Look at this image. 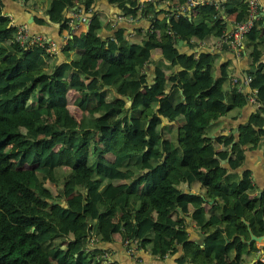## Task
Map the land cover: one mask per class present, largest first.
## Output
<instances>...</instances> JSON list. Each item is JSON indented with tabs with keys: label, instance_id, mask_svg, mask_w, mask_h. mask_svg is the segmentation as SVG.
<instances>
[{
	"label": "trees",
	"instance_id": "16d2710c",
	"mask_svg": "<svg viewBox=\"0 0 264 264\" xmlns=\"http://www.w3.org/2000/svg\"><path fill=\"white\" fill-rule=\"evenodd\" d=\"M102 1L141 12L148 25L131 22L133 35L109 41L106 14L97 11L85 31L70 32L61 51L72 56L62 60L19 45L0 0V264H102L99 243L116 236L158 257L181 244L179 262L248 264L259 250L246 241L249 229L264 233V189L242 168L244 151L264 140V13L244 38L261 103L225 134L222 114L236 118L248 93L224 89L225 76L202 88L214 53L192 52L178 69L160 60L150 83L143 75L147 54L170 33L190 45L192 36L219 37L223 15L194 6L188 26L174 7L160 8L166 0L141 9L139 0H31L48 16L33 20L62 29L66 11ZM221 4L226 15L247 17V0ZM69 90L78 93L79 114L68 106ZM187 214L198 242L188 238Z\"/></svg>",
	"mask_w": 264,
	"mask_h": 264
},
{
	"label": "crops",
	"instance_id": "0c3cea01",
	"mask_svg": "<svg viewBox=\"0 0 264 264\" xmlns=\"http://www.w3.org/2000/svg\"><path fill=\"white\" fill-rule=\"evenodd\" d=\"M1 2L4 12H10L16 22L27 21V18L31 14L48 19V16L44 15V12L41 10L40 3L38 4L40 9H35L31 4L32 2L25 3L24 0H1ZM177 2L178 0H166L162 1L159 5L161 6L160 8L167 6L172 8ZM259 3L262 7H264V0H259ZM95 6L97 7L98 12H104L106 14L105 23L102 24V32L104 37L110 36L118 39L124 34L126 36L133 35L131 31V22H128L125 19H117V17L113 14L119 12V8L116 5L110 6L105 1H102L95 3ZM199 7H203L206 9V11L214 10V7L211 5ZM196 13L197 12L194 11L189 12L186 15L179 16V21L190 26V20ZM221 14L223 15L224 21L226 22V29L229 24L232 26L233 20L236 18L235 12H230L226 15L224 14V11L221 10ZM66 16H68V13ZM35 23L36 22L34 21L33 24H30L32 29L48 33L58 44L61 43L63 35L66 33L74 32L79 34L85 31L88 25L86 22L78 19H74L71 23L62 22V29L60 28L59 23L52 22L43 25ZM136 23L144 28L148 25V19L141 17ZM104 25H109L110 29L107 30ZM220 36H212L210 39H196L192 36L190 38L192 45H190L182 38L176 37V39H174V35L170 33L161 46L154 48L147 54V61L143 68V75L145 77L146 83H150L153 79L156 62L160 60H164L166 63L173 61L175 63V68L178 69L181 68V63L187 59L188 55L192 52H195L197 55V53L200 51H209L214 53L213 61L209 62V75L208 77L201 78L199 80V84L202 86V88H206L210 85V83L212 84L217 77L225 76L227 79L223 84V88L225 89L230 87L232 85V76L240 77L248 73V54L237 55L232 51V49L229 48L227 44L226 45L228 46V49H223L225 43L222 46L218 45ZM137 37L140 39L141 35H138ZM58 54L59 59L62 60L69 59L72 56L71 53L68 58V56H66L62 51H60ZM260 61L264 62V51L261 54ZM181 80L183 81L185 78H181ZM77 95L78 93L74 91H68V106H76L75 99L77 98ZM255 105L256 103L247 101V103L241 107L236 118L222 114L218 131L220 130L225 134L232 132V130L237 127L239 123L245 122L251 118V115L255 109ZM242 168L250 170V176L253 180V183L258 188L257 190L260 191L264 189V140H261L257 146L244 151V162ZM183 188L186 190V185H183ZM189 190V192L192 191L193 193H196L195 189L193 188H189ZM184 219L189 224L186 228L188 232V238L191 241H200L202 233L194 225L193 221L190 219V216L187 214L185 215ZM255 244L259 248V256L256 257L258 252L254 253L251 256L248 264H256L258 259L264 260V251H262L261 246H259L261 243L255 242ZM99 245L109 250L112 254V257L120 264H195L189 260L184 262L178 261V259L183 254V248L181 244H178L177 250L174 253H169L162 257L152 255L145 248L138 249L132 254L128 252L126 246L122 243V240L119 238V236H116V238L110 242H100Z\"/></svg>",
	"mask_w": 264,
	"mask_h": 264
},
{
	"label": "built area",
	"instance_id": "2783aa9c",
	"mask_svg": "<svg viewBox=\"0 0 264 264\" xmlns=\"http://www.w3.org/2000/svg\"><path fill=\"white\" fill-rule=\"evenodd\" d=\"M145 1L150 0H139V8L141 9L143 7V4ZM222 0H178V2L174 5V9L176 10L175 14L176 16H182L186 15L190 12V10L194 6H208L211 5L214 7V11H216V14H221L222 9ZM97 7L95 6V3H92L87 10H85L83 7L73 8L68 11H66V14L68 13V16H66V20L63 22H69L71 23L74 19L81 20L83 22H86L88 24L90 17L93 13H96ZM264 13V7H262L259 3V0H247V17L244 18H234L233 25L231 29L227 32L226 30L222 32L220 39H219V46H222L224 43L229 46L230 49H232L233 52H235L237 55H245L248 54V51L244 45V38L246 35V32L249 30L250 26L254 22V20L260 16V14ZM5 15H8L9 17V25L13 27L15 31L14 39L15 41L24 47H30L33 45L41 46L45 48V50L50 54H57L60 52L63 44L66 42V40L69 38L70 32L63 35V38L61 40V43L58 44L50 35H48L45 32L41 31H33L30 28V25L28 22H16L14 17L10 12H4ZM117 19H125L128 22H137L139 18H141L142 14L141 12H138L136 16L132 14H123L120 12L113 13ZM115 37H110L109 41H115ZM251 81V75L245 74L240 77L238 76H232L231 77V84L232 86H236L238 89H246L247 90V101L260 104L261 102L258 101L256 98V89L254 87L250 86ZM122 243L126 246L128 252L135 253L138 249H144V248H138V242L137 240H128L123 239ZM259 245V244H258ZM262 249H264V244L259 245ZM100 258V262L102 264H107L109 262H112L113 264H120L118 261H116L109 250L105 249Z\"/></svg>",
	"mask_w": 264,
	"mask_h": 264
},
{
	"label": "water",
	"instance_id": "95a60500",
	"mask_svg": "<svg viewBox=\"0 0 264 264\" xmlns=\"http://www.w3.org/2000/svg\"><path fill=\"white\" fill-rule=\"evenodd\" d=\"M33 19H34V15H30L28 18H27V22H33ZM231 25L229 24L226 31L228 32L230 29H231ZM224 161V160H222ZM190 193H193L192 191ZM244 220V218H242ZM222 229V228H221ZM249 229V227H248ZM249 232H250V236H249V239H247L246 241L247 242H250V241H254L256 243H261V244H264V233L261 234V235H255L254 233H252L249 229ZM241 239H244L243 237H241ZM262 251H264V249H262ZM259 256V252L257 253L256 257Z\"/></svg>",
	"mask_w": 264,
	"mask_h": 264
},
{
	"label": "rangeland",
	"instance_id": "374dc122",
	"mask_svg": "<svg viewBox=\"0 0 264 264\" xmlns=\"http://www.w3.org/2000/svg\"><path fill=\"white\" fill-rule=\"evenodd\" d=\"M43 1H49V0H43ZM28 2H31V0L30 1H28ZM46 2V3H47ZM8 12V11H7ZM61 51V50H60ZM58 54V53H57ZM208 77V76H207ZM210 85H211V83H210ZM76 114H79V111H78V109H77V106H74V105H71V106H69ZM96 243V241L95 240H93V239H89V244L91 245V244H95Z\"/></svg>",
	"mask_w": 264,
	"mask_h": 264
}]
</instances>
